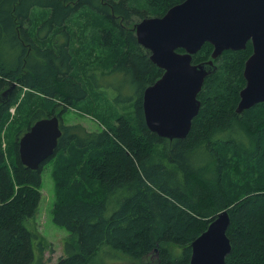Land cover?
I'll return each instance as SVG.
<instances>
[{"label": "trees", "instance_id": "1", "mask_svg": "<svg viewBox=\"0 0 264 264\" xmlns=\"http://www.w3.org/2000/svg\"><path fill=\"white\" fill-rule=\"evenodd\" d=\"M182 1L0 0V264H43L35 252L47 244L25 222L38 211L41 174L50 162L52 222L68 233L56 264H88L103 245L138 264H189L192 241L224 210L232 248L225 264H264V103L235 112L250 42L213 61L216 70L204 80L186 138H159L145 125L142 93L163 71L137 44L133 27ZM35 12L40 21L32 34ZM96 53L109 56L106 77L120 75L134 87L123 100L131 101L129 115L112 105L83 106L104 99L98 89L104 75L95 90L79 81ZM211 53L205 43L192 63L208 61ZM69 109L103 128L63 124ZM53 115L62 130L58 146L32 171L20 163L19 138Z\"/></svg>", "mask_w": 264, "mask_h": 264}, {"label": "water", "instance_id": "2", "mask_svg": "<svg viewBox=\"0 0 264 264\" xmlns=\"http://www.w3.org/2000/svg\"><path fill=\"white\" fill-rule=\"evenodd\" d=\"M139 46L162 76L142 93L146 128L159 138L184 139L198 115V99L204 80L216 70L213 63L224 51H240L251 44L244 63V87L235 112L264 103V0H184L161 17H148L133 27ZM212 46L208 61L193 64L202 46ZM183 50L182 53L177 50ZM16 86L12 83L2 97ZM62 135L57 115L35 121L19 138L18 156L26 168L36 171L52 157ZM230 217L218 213L192 241L189 264H225L231 253L227 236Z\"/></svg>", "mask_w": 264, "mask_h": 264}, {"label": "rangeland", "instance_id": "3", "mask_svg": "<svg viewBox=\"0 0 264 264\" xmlns=\"http://www.w3.org/2000/svg\"><path fill=\"white\" fill-rule=\"evenodd\" d=\"M39 21V13L35 12L28 23V26L31 27L30 31L32 32V34H34L32 24L38 23ZM96 55H98V59L95 58L93 60V64H91L92 66L89 65L88 67H83L86 69L87 75L82 72L81 67H78L79 65H77L75 68L77 69V72H82L79 76V81L82 82L83 85H85V87L89 90H92L93 88L95 90V86L97 83L96 80L100 79L104 75L103 81L100 82L102 85L99 86L98 89L102 90L105 93L102 94L104 95L105 100L101 98L103 100L102 103L97 104L98 102L96 103L89 99L87 100L86 104H83V106L92 108L97 105L99 108H102L103 106L111 107L110 105H112L115 111H118L121 114L129 115L132 111L131 101L124 103L123 100L128 99L132 95V93H134V87L131 86L128 82L126 83L120 75H118L117 77L115 75L106 77L108 73L105 71L106 69H108V64H110L109 56H107L106 54V58L105 56L103 58V56H100V53H96ZM103 65H106V68H104ZM86 76H91L92 86H88ZM121 79L122 81L119 82ZM120 84L124 87L122 92L119 90ZM118 91H120L121 93L119 94ZM115 98L122 101H118L116 103L114 101ZM107 101L109 102L108 104ZM11 112L14 113V108L11 109ZM105 113H107V111ZM127 117H131V115ZM62 123L65 125L81 124L89 132L99 131L101 128H103L96 119L86 114L79 113L73 109H69L63 114ZM54 167L55 165L53 164V162H50L44 166L43 172L41 174L42 186L40 189L42 199L40 201L38 211L33 218L28 219L25 222V226L38 234L43 243L47 244L42 253L35 252V256L41 257L43 264H56L57 260L64 255L63 244L68 237V233L64 228L56 226L52 222L51 211L53 210L56 202V198L54 196L56 181L52 176ZM97 190L95 192L96 196H98ZM48 259L50 260L49 262H47ZM138 263L139 262L131 260L127 255L117 252L107 245H103L101 249L93 257H91L88 264Z\"/></svg>", "mask_w": 264, "mask_h": 264}, {"label": "bare ground", "instance_id": "4", "mask_svg": "<svg viewBox=\"0 0 264 264\" xmlns=\"http://www.w3.org/2000/svg\"><path fill=\"white\" fill-rule=\"evenodd\" d=\"M178 50H179V49H178ZM178 50H177V51H178ZM180 53H182V52H180Z\"/></svg>", "mask_w": 264, "mask_h": 264}, {"label": "flooded vegetation", "instance_id": "5", "mask_svg": "<svg viewBox=\"0 0 264 264\" xmlns=\"http://www.w3.org/2000/svg\"><path fill=\"white\" fill-rule=\"evenodd\" d=\"M4 98V97H3Z\"/></svg>", "mask_w": 264, "mask_h": 264}]
</instances>
